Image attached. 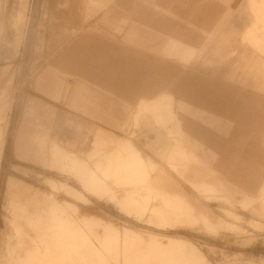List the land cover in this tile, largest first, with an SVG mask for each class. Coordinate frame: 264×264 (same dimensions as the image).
I'll use <instances>...</instances> for the list:
<instances>
[{
	"label": "crops",
	"instance_id": "0c3cea01",
	"mask_svg": "<svg viewBox=\"0 0 264 264\" xmlns=\"http://www.w3.org/2000/svg\"><path fill=\"white\" fill-rule=\"evenodd\" d=\"M26 3L25 17L21 14L17 17L21 28L16 43L25 39L30 2L28 8ZM125 4L129 6L125 12L113 14V8ZM54 10L57 16L52 21L49 47L54 48L56 58L37 76L34 87L55 101L67 98L69 89L59 67L78 80L95 82V68L89 65L92 62L89 55L99 37L107 40V47L110 50L114 47L113 51L122 57L117 60L119 66L103 70L107 79L99 82L107 84V92L115 94L111 89L123 88L127 91L122 93L126 94L123 99L135 100L134 108L127 105L116 112L108 106L101 113L108 125L126 136L118 139L108 129L95 132V147L112 142L115 146L107 150V155L124 154L117 147L129 144L143 159L148 174L143 184L121 186L122 195L116 194L110 202L119 206L124 205L130 194L143 198L150 194L178 200L186 208V214L164 205L149 208L161 212L162 218L148 219L164 230L154 235H164L167 241L151 238L145 243L141 239L137 249L124 255L120 233L122 256L117 260L122 264L208 263L197 247L185 240L186 236L182 240L169 235L167 230H192L198 223L205 226V221L217 223L219 218L208 209L215 202L210 200L229 201L239 193L230 183L237 184V179L230 177L234 169L229 170V157L208 154L207 149L230 141L241 134V125L256 121L262 129L259 146L264 152V0H55ZM98 12H102L99 18ZM55 63L57 69L52 67ZM3 64L0 54V66ZM78 80L73 83L83 85ZM81 88L73 89L68 97L72 108L82 106ZM38 110L34 101L25 106L10 144L11 154L47 170V161L56 152L84 160L66 151L48 131L34 135L30 120L37 118ZM95 114L100 113L96 110ZM42 115L47 120L44 123L47 130L52 129L54 109L46 106ZM134 127L148 129L147 134L153 133L155 140L164 143L159 155L175 175L158 170L142 155L132 139L130 129ZM164 140L170 142L168 150ZM257 160L264 166V154H258ZM141 190L147 191L146 194ZM191 191L195 194H190ZM253 192L255 197L244 195L242 201L252 212L264 216L261 202L264 182L258 181ZM81 195L90 202L85 194ZM123 230L137 234L130 228Z\"/></svg>",
	"mask_w": 264,
	"mask_h": 264
},
{
	"label": "rangeland",
	"instance_id": "374dc122",
	"mask_svg": "<svg viewBox=\"0 0 264 264\" xmlns=\"http://www.w3.org/2000/svg\"><path fill=\"white\" fill-rule=\"evenodd\" d=\"M25 2H28L26 8L30 2L24 28L25 39L16 43L15 38L21 28L17 17L19 14L25 17ZM54 7L55 0H0V54L4 63L0 66V264H122L119 261L122 256L119 252L120 233L123 236L124 255L137 249L142 240L145 242L156 238L167 241L164 235H154V232L164 230L157 228L148 219L162 218L161 212L149 208L164 205L185 214L186 208L178 200L161 199L156 195L151 197L150 194L145 198L140 194H130L124 205L118 206L110 200L114 201L116 194L122 195L123 189L120 187L141 183L124 179L118 183L109 180L105 185L97 182V179L103 180V175L97 170L96 161L110 157L115 163L121 154L107 155V150L115 146L112 142H104L95 147V132L108 129L114 131L118 139L126 136L123 131L121 133L108 125L107 118L101 113L108 106L120 112L127 105L130 109L135 105L134 99H123L126 94L122 93L127 92L125 89H111L115 93L111 94L107 92V84L104 86L101 83L107 79V67L119 66L117 60L122 58L118 51H113L114 47L113 50L107 47V40L97 37L92 54L89 55L92 61L89 65L95 68V82L82 77L78 80L77 76L63 72L59 67L61 76L65 78V86L69 89L68 94H65L67 98L55 101L34 87L37 76L50 67L49 63L56 58L54 48L49 47L54 27L52 21H55L56 15ZM128 8L125 4L113 8L112 12L119 16ZM101 13L98 12L96 17L99 18ZM56 64L52 67L57 69ZM76 78L83 85L73 83ZM76 87L83 91L82 106L72 108L68 97ZM30 101L39 105L37 118L30 120L34 135L48 131L51 138H56L66 151L84 160L56 152L55 156L61 163L57 166L49 165L47 170L11 154L9 149L14 131ZM46 106L52 107L55 112L50 130H47L44 124L47 120L42 115ZM96 110L99 116L95 114ZM256 123L251 121L241 125L240 135L220 143L219 147L211 146V150L207 149L208 154L229 157V170L234 169L230 177L236 178L238 184L230 182L239 191L233 200H210L215 202L208 209L219 221H205L206 227L201 223L195 224L191 228L193 231L184 228L167 230L170 231L169 235L182 240L186 236L185 240L197 247L207 259L208 263L205 264H264V216L252 212L249 205L242 201L244 195L255 197L254 187L258 181L264 182V166L257 160L258 154H264L259 146L263 136L262 129ZM128 130L125 128V131ZM130 130L133 142L142 155L153 162L158 170L174 174L159 155L164 143L155 140L153 133L147 134L149 130L146 128L134 127ZM258 130L261 132L257 133ZM164 142L168 150L170 142ZM124 148L118 145L117 151L131 154L143 181L147 180L148 174L141 156L129 144ZM104 163L107 167V160ZM109 171L114 172L115 168ZM52 185L61 189L57 195L59 202H67L79 210L77 223H54L43 211L45 197L51 194ZM141 192L146 194L147 191ZM86 193L104 200H97ZM189 193L195 194L192 191ZM200 198L206 200L202 196ZM261 202L264 207V198H261ZM226 208L234 213L224 210ZM123 228H130L137 234ZM145 243L143 247H146Z\"/></svg>",
	"mask_w": 264,
	"mask_h": 264
},
{
	"label": "clouds",
	"instance_id": "9594fccd",
	"mask_svg": "<svg viewBox=\"0 0 264 264\" xmlns=\"http://www.w3.org/2000/svg\"><path fill=\"white\" fill-rule=\"evenodd\" d=\"M107 160V167H105L104 161ZM50 166H57L61 163L57 159L55 154L47 161ZM96 168L103 175V180L97 179V182L101 185H105L107 181L113 180L119 182L121 179L128 180L130 182H137L143 184V176L138 172L134 165V158L131 154H121L117 157L115 163L110 157H104L96 161ZM115 168L114 172L109 170ZM95 176L94 173H92ZM61 191L56 185H52L51 194L45 197L43 211L47 214L50 221L54 223H60L65 225H73L78 222V209L67 203H61L57 200V195Z\"/></svg>",
	"mask_w": 264,
	"mask_h": 264
}]
</instances>
